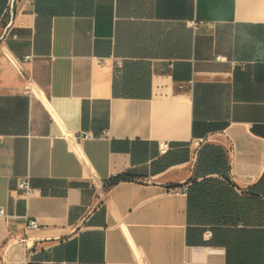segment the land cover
<instances>
[{"label":"crops","instance_id":"crops-1","mask_svg":"<svg viewBox=\"0 0 264 264\" xmlns=\"http://www.w3.org/2000/svg\"><path fill=\"white\" fill-rule=\"evenodd\" d=\"M0 207V264H264V0H0Z\"/></svg>","mask_w":264,"mask_h":264},{"label":"built area","instance_id":"built-area-1","mask_svg":"<svg viewBox=\"0 0 264 264\" xmlns=\"http://www.w3.org/2000/svg\"><path fill=\"white\" fill-rule=\"evenodd\" d=\"M26 59H30L27 57ZM101 63H104V60L101 59ZM90 134H81V138H90ZM171 150V146L169 142H161L159 144V153L160 155H166ZM19 189L23 192V194L28 195L31 192V184L29 179L21 180L18 183ZM188 186H182L181 188L175 189L174 191L177 193L187 194ZM7 212L4 207H0V217L5 218L7 217ZM29 228L37 229L40 227V224L37 220H30L28 224Z\"/></svg>","mask_w":264,"mask_h":264},{"label":"trees","instance_id":"trees-1","mask_svg":"<svg viewBox=\"0 0 264 264\" xmlns=\"http://www.w3.org/2000/svg\"><path fill=\"white\" fill-rule=\"evenodd\" d=\"M131 179H132V176L130 174H123V175L116 176L115 178H113L110 181V183L108 184V187H111V186L116 185L120 182L128 181Z\"/></svg>","mask_w":264,"mask_h":264}]
</instances>
